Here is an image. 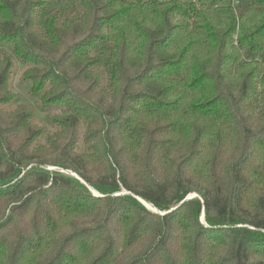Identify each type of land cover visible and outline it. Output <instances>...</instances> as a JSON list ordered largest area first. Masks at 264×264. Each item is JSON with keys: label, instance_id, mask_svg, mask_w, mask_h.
<instances>
[{"label": "trees", "instance_id": "obj_1", "mask_svg": "<svg viewBox=\"0 0 264 264\" xmlns=\"http://www.w3.org/2000/svg\"><path fill=\"white\" fill-rule=\"evenodd\" d=\"M0 264H264V0H0Z\"/></svg>", "mask_w": 264, "mask_h": 264}, {"label": "rangeland", "instance_id": "obj_2", "mask_svg": "<svg viewBox=\"0 0 264 264\" xmlns=\"http://www.w3.org/2000/svg\"><path fill=\"white\" fill-rule=\"evenodd\" d=\"M15 64L17 65L16 66V72H15V76L13 77L12 79V88L13 90H15L16 92L19 93L20 95V101H25V102H29V103H33V97H31L29 94H28V91H27V87L23 84H20L19 81H18V73L19 71L21 70L22 68V65L20 63H17L15 62ZM45 115V112H42L40 110L37 111V116H38V119L42 120L43 117ZM45 169L47 170H59L61 172H63L64 174H67V175H70L74 181L79 185V186H86V188H88L93 194L95 195H100V192L101 193H106V192H109L111 190L109 189H105V188H95L97 190L98 193H94V191L91 189L92 187L90 185H88L87 183H85L81 178H79L78 175H76L75 173H72L68 170H62V169H59V168H56V167H52V166H45ZM91 187V188H90ZM94 189V188H93ZM94 189V190H95ZM122 194V195H126V196H129L132 200L136 201L137 203H139L141 206H143L144 208L150 210V211H154V210H151L149 208H147L146 204L145 203H148L147 201L143 200L142 198H139V197H136L135 195L133 194H129L128 191L124 190V189H121L119 192H113V194ZM188 196H191V197H194V196H198L197 194L193 193V194H188L186 195V197ZM158 209V208H157ZM158 213L161 211L158 209L156 210ZM154 211V212H156ZM203 212V211H202ZM202 214H201V220L203 221L202 219Z\"/></svg>", "mask_w": 264, "mask_h": 264}, {"label": "bare ground", "instance_id": "obj_3", "mask_svg": "<svg viewBox=\"0 0 264 264\" xmlns=\"http://www.w3.org/2000/svg\"><path fill=\"white\" fill-rule=\"evenodd\" d=\"M91 188V187H90ZM93 191H94V193H97V191L96 190H94L93 188H91ZM146 204V206H147V208H149V209H151V210H154V211H156V210H158L156 207H154V206H152L151 204H149V203H145ZM157 212V211H156ZM162 213V212H161Z\"/></svg>", "mask_w": 264, "mask_h": 264}, {"label": "water", "instance_id": "obj_4", "mask_svg": "<svg viewBox=\"0 0 264 264\" xmlns=\"http://www.w3.org/2000/svg\"><path fill=\"white\" fill-rule=\"evenodd\" d=\"M59 171V170H58ZM191 196H188V197H185V199H188V198H190ZM158 213V212H157ZM160 213V212H159ZM162 213H164V212H162ZM162 213H160V214H162Z\"/></svg>", "mask_w": 264, "mask_h": 264}]
</instances>
